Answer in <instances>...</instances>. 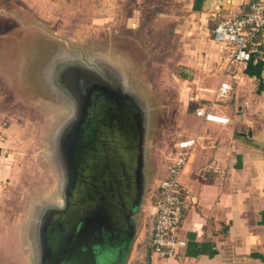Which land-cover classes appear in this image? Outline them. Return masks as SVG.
Instances as JSON below:
<instances>
[{"label":"rangeland","instance_id":"374dc122","mask_svg":"<svg viewBox=\"0 0 264 264\" xmlns=\"http://www.w3.org/2000/svg\"><path fill=\"white\" fill-rule=\"evenodd\" d=\"M190 2L0 0V106H5L0 116L12 126L9 134L0 128V172L6 177L0 192V264H37L40 251L49 252L43 224L47 207L62 203L73 171L60 130L79 107L80 80H99L111 60L124 66L123 84L146 104L156 130L152 138L163 133V120L175 114L164 111L163 103L173 105L182 82L196 81L175 61L179 44L185 47L180 42L185 35L176 30L190 19ZM147 180L124 264L144 256L139 234L152 229L158 188L150 189Z\"/></svg>","mask_w":264,"mask_h":264},{"label":"crops","instance_id":"0c3cea01","mask_svg":"<svg viewBox=\"0 0 264 264\" xmlns=\"http://www.w3.org/2000/svg\"><path fill=\"white\" fill-rule=\"evenodd\" d=\"M250 1L256 0H191L190 19L176 30L185 35L180 40L185 47L179 44L175 61L196 81L188 86L182 82L173 105L163 103L164 111L175 114L163 118L158 138H152L156 130L151 127L147 170L150 189L158 188L176 159L177 143L196 140L180 177L188 193L181 229L187 246L175 259L151 255L152 222L150 231L139 234L145 260L133 255L129 264H264V50L247 64L231 65L232 48L213 38L216 25ZM117 69L127 74L124 66L117 64ZM223 83L233 90L221 98ZM201 108L228 122L205 121L196 114ZM172 119L173 135L167 139ZM7 123L1 115L0 128L9 134ZM4 175L0 172V192Z\"/></svg>","mask_w":264,"mask_h":264},{"label":"water","instance_id":"95a60500","mask_svg":"<svg viewBox=\"0 0 264 264\" xmlns=\"http://www.w3.org/2000/svg\"><path fill=\"white\" fill-rule=\"evenodd\" d=\"M99 74V80L86 77L80 80L79 107L73 117L63 121L60 136L67 139L75 129L74 138L66 141L73 170L69 177L72 197L78 199L88 186L96 184L101 189L100 198L104 191L108 201L105 205L112 209L119 221L117 225L128 232L127 217L121 214H128L134 222V212L141 205L143 183L148 185L147 146L151 123L146 104L126 90L125 76L117 69V63L111 60ZM74 119L77 125L71 124ZM134 227L136 231L135 224ZM119 254L118 264H124V252ZM100 260L95 250L85 249L82 243L65 250L60 242L54 253L45 254L41 250L37 264H101Z\"/></svg>","mask_w":264,"mask_h":264},{"label":"built area","instance_id":"2783aa9c","mask_svg":"<svg viewBox=\"0 0 264 264\" xmlns=\"http://www.w3.org/2000/svg\"><path fill=\"white\" fill-rule=\"evenodd\" d=\"M238 12H230L213 30L214 40L232 48L231 65L251 62L264 45V0L250 1ZM233 90L223 83L219 90L221 98ZM196 114L205 121L226 123L225 117L215 115L210 108L197 109ZM195 139L177 143V156L168 169L167 176L158 187L153 205V231L149 247L160 257L178 258L187 246L181 235L188 193L180 177L191 159Z\"/></svg>","mask_w":264,"mask_h":264},{"label":"flooded vegetation","instance_id":"af4514ba","mask_svg":"<svg viewBox=\"0 0 264 264\" xmlns=\"http://www.w3.org/2000/svg\"><path fill=\"white\" fill-rule=\"evenodd\" d=\"M76 123V119L71 121L73 125ZM70 132L68 140L74 138L75 129ZM72 186L69 180L62 203L46 210L44 223L45 234L50 237L49 253H54L60 242L65 250L79 242L85 249L95 250L101 264H118V260H121L120 251L124 252L125 261L130 249L127 246L132 245L136 232L134 222L128 218V214H121L127 217L130 230L127 232V229L120 228L112 209L105 205L108 201L104 198V191L100 198L101 189L96 184L88 186V190L78 199L72 197Z\"/></svg>","mask_w":264,"mask_h":264},{"label":"trees","instance_id":"16d2710c","mask_svg":"<svg viewBox=\"0 0 264 264\" xmlns=\"http://www.w3.org/2000/svg\"><path fill=\"white\" fill-rule=\"evenodd\" d=\"M247 6L244 7V9L246 8ZM264 50V48L262 49V47L259 49L258 53L261 54V51ZM257 53V54H258Z\"/></svg>","mask_w":264,"mask_h":264}]
</instances>
